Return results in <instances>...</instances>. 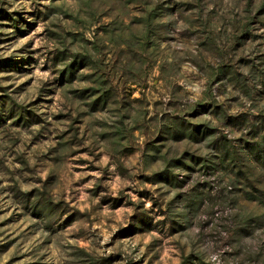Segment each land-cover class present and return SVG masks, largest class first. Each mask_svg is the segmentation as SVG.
I'll use <instances>...</instances> for the list:
<instances>
[{"label":"clouds","instance_id":"9594fccd","mask_svg":"<svg viewBox=\"0 0 264 264\" xmlns=\"http://www.w3.org/2000/svg\"><path fill=\"white\" fill-rule=\"evenodd\" d=\"M0 60V264H264V0H0Z\"/></svg>","mask_w":264,"mask_h":264},{"label":"rangeland","instance_id":"374dc122","mask_svg":"<svg viewBox=\"0 0 264 264\" xmlns=\"http://www.w3.org/2000/svg\"><path fill=\"white\" fill-rule=\"evenodd\" d=\"M4 60H12V57H6ZM4 60H0V63H4Z\"/></svg>","mask_w":264,"mask_h":264}]
</instances>
